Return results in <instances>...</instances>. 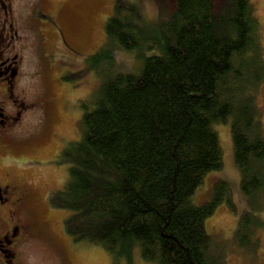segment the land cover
<instances>
[{
  "label": "trees",
  "instance_id": "obj_1",
  "mask_svg": "<svg viewBox=\"0 0 264 264\" xmlns=\"http://www.w3.org/2000/svg\"><path fill=\"white\" fill-rule=\"evenodd\" d=\"M158 1L152 25L137 1L114 0L105 40L89 56L100 82L82 102L80 136L58 150L70 163L67 179L45 197L70 209L64 222L74 240L101 243L128 264L137 249L155 264H230L205 226L223 201L233 206L229 182L217 180L205 202L192 195L223 165L215 124L229 121L249 205L234 240L258 250L262 22L253 0ZM118 46L137 49L139 71L114 69Z\"/></svg>",
  "mask_w": 264,
  "mask_h": 264
},
{
  "label": "rangeland",
  "instance_id": "obj_2",
  "mask_svg": "<svg viewBox=\"0 0 264 264\" xmlns=\"http://www.w3.org/2000/svg\"><path fill=\"white\" fill-rule=\"evenodd\" d=\"M135 1L151 24H156L159 1ZM253 1L262 22L264 41V0ZM113 3L114 0H14L11 4L16 17L14 28L20 33L16 39L20 53L17 93L29 108L21 123L23 145L6 151L16 158L14 165L6 163L7 171L30 187L28 193L33 198L28 202L29 209H20L16 214L18 222L34 234L22 247L25 252L22 264H128L124 257H112L101 243L74 240L64 222L70 209L56 207L45 197L48 191L61 188L67 179L70 163L58 150L80 136L82 102L92 99L100 82L89 56L105 40V22ZM114 59L116 71H139L143 61L137 49L121 46L117 47ZM258 99L264 119V85ZM215 128L223 165L206 174L192 200L205 202L216 181L226 179L233 206L227 200L219 204L206 219V230L224 248L230 264H264V226L257 230L260 247L255 253L246 251L234 240L239 220L249 208L248 197L241 188L230 122H220ZM6 205L2 217L8 221L15 216ZM259 216L264 219V209ZM132 264L155 263L141 257L137 249Z\"/></svg>",
  "mask_w": 264,
  "mask_h": 264
},
{
  "label": "flooded vegetation",
  "instance_id": "obj_3",
  "mask_svg": "<svg viewBox=\"0 0 264 264\" xmlns=\"http://www.w3.org/2000/svg\"><path fill=\"white\" fill-rule=\"evenodd\" d=\"M13 1L0 0V264H22L25 254L22 247L28 238L34 236L33 231L18 222L16 216L20 209H29L28 202L33 201L28 193L30 187L24 186L20 177L8 172L6 163L9 161L12 165L16 159L6 151L23 145L21 123L23 113L29 108L17 93L20 53L16 39L20 33L14 28ZM6 204L10 207L8 212L15 216L8 221L2 217V208Z\"/></svg>",
  "mask_w": 264,
  "mask_h": 264
}]
</instances>
